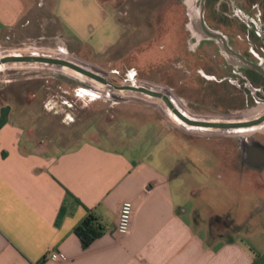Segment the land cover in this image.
I'll return each mask as SVG.
<instances>
[{
  "label": "crops",
  "instance_id": "0c3cea01",
  "mask_svg": "<svg viewBox=\"0 0 264 264\" xmlns=\"http://www.w3.org/2000/svg\"><path fill=\"white\" fill-rule=\"evenodd\" d=\"M106 17L101 0H0V37L26 25L31 37H62L76 49ZM50 19L55 26L46 25ZM12 111L0 106V264H264L263 236L210 239L208 220L225 213L195 184L186 157H170L167 146L95 140L58 152L31 149ZM125 200L133 213L128 234L119 235ZM88 214L103 232L83 248L74 228Z\"/></svg>",
  "mask_w": 264,
  "mask_h": 264
},
{
  "label": "rangeland",
  "instance_id": "374dc122",
  "mask_svg": "<svg viewBox=\"0 0 264 264\" xmlns=\"http://www.w3.org/2000/svg\"><path fill=\"white\" fill-rule=\"evenodd\" d=\"M101 1L106 21L92 38L77 42L76 49L62 37H31L29 27L22 25L0 37V56H60L103 74L114 85L147 83L166 91L169 85L175 97L186 93V82L180 80L186 73L179 65L186 52V6L197 0ZM43 17L47 22L48 14ZM46 25L56 24L51 20ZM193 78L198 86L214 87L211 79ZM194 81L187 82L193 100L189 107L212 113L216 102L224 104L212 90L207 94L198 90ZM6 103L31 149L58 152L91 140L110 147L167 146L170 157L192 161L188 169L195 184L205 187L207 195L215 198L216 212H224L232 222L234 229L224 238L249 243L250 233L264 237V183L222 163L224 153L214 151L219 143L216 133L187 130L161 99L113 89L59 65L10 62L0 66V106ZM256 135L264 142V130ZM219 138L229 141L224 135ZM192 178L188 188L193 187ZM217 232H224L223 227L214 228L210 239Z\"/></svg>",
  "mask_w": 264,
  "mask_h": 264
},
{
  "label": "flooded vegetation",
  "instance_id": "af4514ba",
  "mask_svg": "<svg viewBox=\"0 0 264 264\" xmlns=\"http://www.w3.org/2000/svg\"><path fill=\"white\" fill-rule=\"evenodd\" d=\"M186 15V52L179 65L186 73L180 79L186 82L183 95L175 97L169 92L172 88L169 85H166L167 91L147 83L114 85L103 74L93 71L105 78L108 83L104 85L113 89L133 85L160 93L159 97H149L161 99L169 113L187 130L216 133L219 141L216 152L224 153L220 158L222 163L233 166L240 174L246 171L252 180L264 183V142L256 135L264 130V0L188 1ZM203 27L212 34L205 33ZM193 76L213 80L211 89L198 86L192 79L198 90H204L205 94L212 90L216 99L223 98L224 104L220 106L216 102L212 113L189 107L193 100L187 82H191ZM200 120L215 121L219 125L201 128L192 124ZM257 120L261 123L248 127L227 126ZM219 135L229 141L221 142ZM220 226L224 232H217L216 238H224L225 233L234 229L230 220L216 214L207 222L209 237L212 230Z\"/></svg>",
  "mask_w": 264,
  "mask_h": 264
},
{
  "label": "water",
  "instance_id": "95a60500",
  "mask_svg": "<svg viewBox=\"0 0 264 264\" xmlns=\"http://www.w3.org/2000/svg\"><path fill=\"white\" fill-rule=\"evenodd\" d=\"M205 33L212 34V31L207 30L206 27H203ZM10 62H18V63H26V62H37V63H44V64H51V65H59V66H66L92 80H96L98 82H101L103 84H107L108 82L94 72L92 69H89L87 67L81 66L79 64L73 63L67 58L60 57V56H47V55H40V54H19V53H13V54H5L0 56V65ZM120 90H131L136 92H141L148 96H155L159 97L160 93L154 92L150 89H147L142 86H133V85H126V86H117ZM261 123V120L257 121H251V122H234L230 123L227 126L236 128V127H248L250 125H255ZM193 125L201 127V128H216L215 121L210 120H200V121H194L192 122Z\"/></svg>",
  "mask_w": 264,
  "mask_h": 264
},
{
  "label": "built area",
  "instance_id": "2783aa9c",
  "mask_svg": "<svg viewBox=\"0 0 264 264\" xmlns=\"http://www.w3.org/2000/svg\"><path fill=\"white\" fill-rule=\"evenodd\" d=\"M133 213V204L129 200H125L120 204L115 232L119 235H126L129 232L131 216ZM48 257L53 260L60 259L59 254L55 250L48 252Z\"/></svg>",
  "mask_w": 264,
  "mask_h": 264
},
{
  "label": "trees",
  "instance_id": "16d2710c",
  "mask_svg": "<svg viewBox=\"0 0 264 264\" xmlns=\"http://www.w3.org/2000/svg\"><path fill=\"white\" fill-rule=\"evenodd\" d=\"M74 232L79 237L82 247H87L95 238L99 237L103 230L94 223V217L88 214L84 219L74 228Z\"/></svg>",
  "mask_w": 264,
  "mask_h": 264
}]
</instances>
